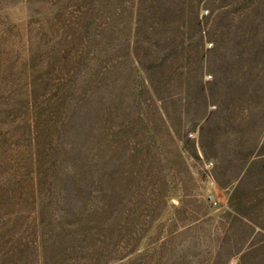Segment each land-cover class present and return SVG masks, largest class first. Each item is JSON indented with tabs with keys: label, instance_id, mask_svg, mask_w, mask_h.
<instances>
[{
	"label": "rangeland",
	"instance_id": "374dc122",
	"mask_svg": "<svg viewBox=\"0 0 264 264\" xmlns=\"http://www.w3.org/2000/svg\"><path fill=\"white\" fill-rule=\"evenodd\" d=\"M0 264H264V0H0Z\"/></svg>",
	"mask_w": 264,
	"mask_h": 264
}]
</instances>
